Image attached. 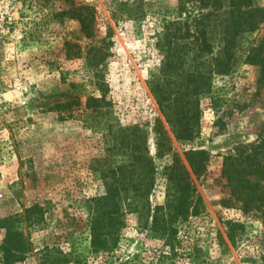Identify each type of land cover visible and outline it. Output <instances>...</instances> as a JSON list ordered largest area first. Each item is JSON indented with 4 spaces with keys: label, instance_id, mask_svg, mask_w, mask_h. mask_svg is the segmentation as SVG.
I'll use <instances>...</instances> for the list:
<instances>
[{
    "label": "rangeland",
    "instance_id": "1",
    "mask_svg": "<svg viewBox=\"0 0 264 264\" xmlns=\"http://www.w3.org/2000/svg\"><path fill=\"white\" fill-rule=\"evenodd\" d=\"M132 1L0 0V249L9 223L22 228L29 244L16 264H41L44 249L55 244L66 253L68 231L83 250L86 234H79L78 221L83 201L102 196L104 182L114 181L119 129L139 125L148 132L149 154L159 173L152 205L165 202V168L182 165L202 206L192 237L201 238L209 263L264 264V223L220 205L229 197L220 179L224 158L264 134L259 66L239 60L228 75H214L200 101L197 137L179 143L150 85L161 59L155 36L160 22L175 16L178 0H143L147 14L138 22L113 18L116 3ZM245 1L250 6L245 9H264V0ZM79 5L94 9L95 41L108 43L106 57L95 66L87 59L95 41L69 12ZM259 35L246 33L240 43ZM66 44L75 45L69 56ZM93 99L102 100L96 110L88 107ZM66 102L69 109L57 107ZM156 143L161 158L155 157ZM189 151L206 153L204 172L192 170ZM37 204L39 210L26 213ZM227 222L240 226L234 240ZM129 227L121 247L135 253L143 237L132 220ZM1 255L0 264H6Z\"/></svg>",
    "mask_w": 264,
    "mask_h": 264
},
{
    "label": "trees",
    "instance_id": "2",
    "mask_svg": "<svg viewBox=\"0 0 264 264\" xmlns=\"http://www.w3.org/2000/svg\"><path fill=\"white\" fill-rule=\"evenodd\" d=\"M225 1L191 0L186 4L178 0L175 16L163 19L155 36V48L161 59L151 74L150 85L179 143H189L197 137L200 101L214 75H228L243 60L245 64L259 66L264 76V9H245L250 7L245 0L237 5L233 0L226 4ZM147 7L143 0L119 2L111 13L118 21L138 22L146 16ZM69 12L79 22L81 32L95 41L94 9L79 5L71 6ZM254 32L260 35L246 45L240 43L244 34ZM97 42L88 50L87 59L92 66L106 57L104 46L108 43ZM66 48L69 56L75 45L66 44ZM101 102L93 99L88 107L96 110ZM57 107L67 110L70 103ZM143 127L119 129L118 141L115 140L119 156L113 172L115 179L104 182L102 196L83 201V216L78 219L83 228L79 234H86L87 246L79 249L75 235L68 231L64 237L71 244L67 252L63 253L59 244L44 249L41 264H212L200 244L201 238L192 237L193 220L201 217L202 206L182 165L174 162L165 168V202L152 205L150 198L159 173L149 154L148 132ZM162 155L163 150L156 143L155 157ZM206 157L203 151H189L186 155L192 170L200 173L204 172ZM220 179L229 191V197L220 201V205L234 206L242 216H254L264 223V134L224 158ZM39 209L37 204L26 213ZM131 220L143 237L139 242L142 248L125 253L121 244ZM227 225L234 240L233 231L240 226L232 222ZM5 231L0 249L2 260L16 264L28 253L29 244L24 240L22 228L15 229L8 223Z\"/></svg>",
    "mask_w": 264,
    "mask_h": 264
}]
</instances>
